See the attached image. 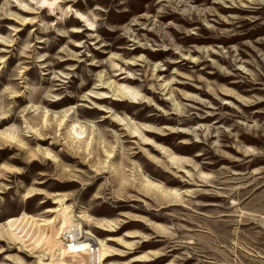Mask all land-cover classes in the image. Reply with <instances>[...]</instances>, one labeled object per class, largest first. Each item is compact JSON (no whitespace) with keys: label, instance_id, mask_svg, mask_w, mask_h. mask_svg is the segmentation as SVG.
Returning <instances> with one entry per match:
<instances>
[{"label":"rangeland","instance_id":"rangeland-1","mask_svg":"<svg viewBox=\"0 0 264 264\" xmlns=\"http://www.w3.org/2000/svg\"><path fill=\"white\" fill-rule=\"evenodd\" d=\"M46 1L0 0V228L61 194L101 264H264V0Z\"/></svg>","mask_w":264,"mask_h":264},{"label":"bare ground","instance_id":"bare-ground-1","mask_svg":"<svg viewBox=\"0 0 264 264\" xmlns=\"http://www.w3.org/2000/svg\"><path fill=\"white\" fill-rule=\"evenodd\" d=\"M41 3L51 4L46 0H41ZM89 26L92 27L91 24ZM80 130L78 125L73 123L70 125L69 134L76 137L81 134ZM39 192L41 191L38 189H31L27 196L40 194ZM67 201L65 195L54 196V204L58 207L53 211H47L55 213L53 218L42 219L40 216L37 217L40 219H37L25 211L10 216L7 218L9 220L2 224L0 234L5 233L20 246V249L23 248L26 251H32L39 239L46 238L44 242L42 241L45 246L44 250L42 249V256L37 258L38 264H101L112 254V250L107 244L111 238H98L96 241L88 239L86 237L93 238L94 234L85 229L84 225L110 232L114 230L116 223L111 220H96L85 210L79 211V214L76 215L77 212L75 213L73 207L67 205ZM65 232L67 235L62 238V234H66ZM44 256L50 257L45 259ZM91 259L93 263H91Z\"/></svg>","mask_w":264,"mask_h":264}]
</instances>
